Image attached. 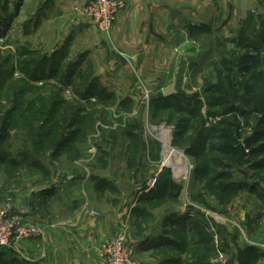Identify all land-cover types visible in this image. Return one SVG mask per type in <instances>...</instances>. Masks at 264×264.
<instances>
[{
	"label": "rangeland",
	"instance_id": "1",
	"mask_svg": "<svg viewBox=\"0 0 264 264\" xmlns=\"http://www.w3.org/2000/svg\"><path fill=\"white\" fill-rule=\"evenodd\" d=\"M117 1L118 18L127 0ZM236 1L184 5L167 25L179 34L182 71L177 92L164 99L131 66L133 88L102 84L107 66L92 57L111 46L123 53L113 42L115 23L110 31L100 28L87 0H0V213L9 208L12 222L35 228L31 239L38 228L13 213H39L43 204L31 197H53L36 188L57 193L66 186L63 195L71 189V199L92 190L93 216L118 219L120 207V219L130 215L128 237L144 242L158 264H232L230 248L209 253L201 245L216 226L233 227L234 242L256 249L264 262V242L255 240L264 234V154L254 157L246 145L264 135V0H248L247 19L243 0ZM127 96L135 102H123ZM165 137L188 175L172 169L174 181L155 190L166 167ZM72 176L77 182L70 186ZM78 183L82 190L74 189ZM28 239L0 249V264H28L18 247ZM111 242L103 249L106 264Z\"/></svg>",
	"mask_w": 264,
	"mask_h": 264
},
{
	"label": "crops",
	"instance_id": "2",
	"mask_svg": "<svg viewBox=\"0 0 264 264\" xmlns=\"http://www.w3.org/2000/svg\"><path fill=\"white\" fill-rule=\"evenodd\" d=\"M236 2V0H227V3L224 0H127V7L120 13L112 30L113 42L123 54L118 55L111 46L108 52L100 48L91 59L92 62H98L99 66H107L109 79H102V84L109 89L131 88L134 82L127 74L128 67L131 66L132 70L139 72L140 79H143L147 88L151 91L164 92L178 81L177 78L182 71L179 56L175 52L180 44V39L177 38L179 34L176 30L168 31L167 25L174 23L175 15H179L184 5H235ZM75 3H79V0H50L49 5ZM96 39L100 40V34H97ZM95 72L102 78L103 71L99 72L95 69ZM127 97L123 102L127 100L130 103L135 102L134 97ZM73 178L72 176L68 179L70 186L77 182V179L73 182ZM79 186L82 190L81 183H78V186L75 185L74 189L77 187L79 189ZM46 188L45 191L53 194V197L49 194L43 197H31V201L37 200V207L43 204L39 213L34 211L21 213L18 210L13 213L19 222L36 226L39 231L36 237L24 240L18 245L19 251L29 262L28 264H106L103 254L104 246L111 240L121 237L126 239V236H123L126 231V241L131 246L129 241L132 240V236L128 237L130 226L127 221L130 215L120 219V207H116L115 210L118 219L105 215L95 217L92 211H95L97 203L96 192L93 193L91 190L90 196L83 194V198H80V195L77 199H71V189L63 195V188L57 190V193L49 186ZM66 194L71 197L69 198ZM100 195L104 198L108 197L107 194ZM44 198H47L46 202ZM234 232L236 231L233 227L216 226L210 231L212 237L210 242L206 244L200 240L197 242L202 243V247L209 253H212L213 246H219L222 250L226 247L230 248L231 260L228 254L225 255L232 264H264L261 256H256V251L249 250L250 246L241 241L234 242L235 239L232 237ZM191 234L193 233L189 235ZM255 237L252 238L253 241ZM159 238L162 239V237ZM255 240L264 242V234L259 237L257 235ZM133 242L139 247L136 251L139 262L159 263L160 259L159 261L154 259L149 251L144 250L146 248L144 242ZM13 253L16 254V252ZM18 258L20 259V256Z\"/></svg>",
	"mask_w": 264,
	"mask_h": 264
},
{
	"label": "built area",
	"instance_id": "3",
	"mask_svg": "<svg viewBox=\"0 0 264 264\" xmlns=\"http://www.w3.org/2000/svg\"><path fill=\"white\" fill-rule=\"evenodd\" d=\"M88 12L103 30L116 22L122 2L117 0H87ZM7 208L0 213V249H14L17 243L35 234V228L23 227L12 222ZM105 256L109 264H141L137 261L134 249L128 245L125 237L118 238L107 245Z\"/></svg>",
	"mask_w": 264,
	"mask_h": 264
},
{
	"label": "water",
	"instance_id": "4",
	"mask_svg": "<svg viewBox=\"0 0 264 264\" xmlns=\"http://www.w3.org/2000/svg\"><path fill=\"white\" fill-rule=\"evenodd\" d=\"M248 5H249V1L248 0H243L241 3V11L244 15V18L247 19L248 17ZM176 83H174L170 88H168L167 90L164 91V95L165 97H171L172 95H174L176 93ZM174 175L172 172V168L170 166L165 167L164 171L162 172V174L154 180L153 182V188L155 189H159L161 188L166 182L168 181H174ZM47 190V188H36L35 191L36 192H43Z\"/></svg>",
	"mask_w": 264,
	"mask_h": 264
},
{
	"label": "trees",
	"instance_id": "5",
	"mask_svg": "<svg viewBox=\"0 0 264 264\" xmlns=\"http://www.w3.org/2000/svg\"><path fill=\"white\" fill-rule=\"evenodd\" d=\"M21 5H18V8L20 7ZM18 10V9H17ZM17 16V14L16 15H14V17H16ZM13 17V18H14ZM170 97H166V98H164V99H169ZM263 139H264V135H261V134H258V133H256L255 135H254V137L253 138H250V139H248L247 141H246V145L248 146V147H250L252 150V156H254V157H256V156H258V155H261V154H264V146L261 144V145H258L257 146V144L258 143H260L261 141H263ZM254 145H256V146H254ZM9 162H11V164L13 165V166H16V165H18V162L15 160V159H10V161ZM262 163L263 164H261V165H263V167H264V160L262 161ZM247 186V185H246ZM248 187H249V185H248ZM160 189V188H159ZM155 190H157V189H155ZM256 192V191H255ZM249 250H252V251H256V249H254V248H250Z\"/></svg>",
	"mask_w": 264,
	"mask_h": 264
},
{
	"label": "bare ground",
	"instance_id": "6",
	"mask_svg": "<svg viewBox=\"0 0 264 264\" xmlns=\"http://www.w3.org/2000/svg\"><path fill=\"white\" fill-rule=\"evenodd\" d=\"M165 134V133H164ZM168 134V133H167ZM170 135V134H169ZM169 139V145L166 144V140ZM165 141V149H167V152H166V162L165 164L167 166H170L172 169H175L176 171V174L178 175V177H186V175H188V168L186 167L185 171H181L179 169V166L178 164V161L176 159V154H178V156H182V154L180 155L177 151L173 150V148L171 147V139L170 138H167L165 137L164 139ZM183 157V156H182ZM184 158V157H183ZM187 159V158H186ZM186 161V160H185ZM178 179V178H177Z\"/></svg>",
	"mask_w": 264,
	"mask_h": 264
}]
</instances>
